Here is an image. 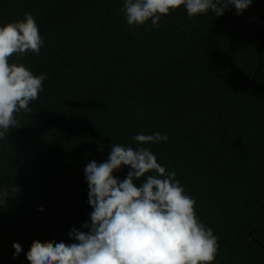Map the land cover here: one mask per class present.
<instances>
[{"label": "clouds", "instance_id": "1", "mask_svg": "<svg viewBox=\"0 0 264 264\" xmlns=\"http://www.w3.org/2000/svg\"><path fill=\"white\" fill-rule=\"evenodd\" d=\"M253 0H125L123 12L129 26L151 19L159 27L162 16L184 6L189 17L214 13L223 16L235 8L241 15ZM43 38L30 13L23 20L0 26V139L18 126L16 114L31 113L30 103L39 98L46 74L39 76L23 64L10 63L14 54H40ZM137 147L112 144L104 162H87L84 174L90 223L73 227L69 242L34 240L26 253L29 264H212L218 238L195 214L196 201L185 194L176 173L168 172L156 156L142 145L167 142L159 132L134 137ZM102 151V149H101ZM127 166V176L114 175ZM152 173V174H149ZM148 174V175H146ZM143 178V179H142ZM134 181H140L139 185ZM8 198L0 192V203ZM42 211V207L39 209ZM13 257L22 246L13 242Z\"/></svg>", "mask_w": 264, "mask_h": 264}]
</instances>
